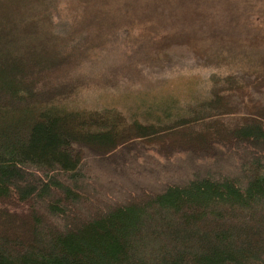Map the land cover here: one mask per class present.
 I'll return each mask as SVG.
<instances>
[{
    "label": "trees",
    "instance_id": "obj_1",
    "mask_svg": "<svg viewBox=\"0 0 264 264\" xmlns=\"http://www.w3.org/2000/svg\"><path fill=\"white\" fill-rule=\"evenodd\" d=\"M63 1L0 0V264H264V26L231 32L200 20L213 17L205 0ZM116 12L123 36L140 35L133 24L150 16L190 26L192 13L201 23L192 33L136 37L155 70L191 59L234 68L213 72L201 99L159 103L155 120L65 107L75 90L70 64L102 44ZM132 143L210 159L222 147L247 159L236 173H194L123 199L81 187L85 152L112 156Z\"/></svg>",
    "mask_w": 264,
    "mask_h": 264
},
{
    "label": "rangeland",
    "instance_id": "obj_2",
    "mask_svg": "<svg viewBox=\"0 0 264 264\" xmlns=\"http://www.w3.org/2000/svg\"><path fill=\"white\" fill-rule=\"evenodd\" d=\"M92 1V3H115L114 0ZM148 1L166 3L164 0H145L146 3ZM181 1L183 0H173L174 3ZM205 1L208 3H203L204 8L214 7L213 17L199 16L200 20L226 27L231 32L239 28L245 32V27L248 25L264 26V18L259 13L262 12L264 3H260L259 0H255L256 3H242L243 0H225L223 3ZM62 3L72 2L64 0ZM114 18H117L113 19L116 26L113 31L101 37L102 44L86 49L85 55L78 57L76 67L70 64L69 74L66 77L75 80V90L73 89L72 95L64 101L65 107L69 109L116 107L129 119L144 120L143 116L146 115V120H155L157 119L155 113H162L160 111L162 104L159 103L172 102L183 107L201 99L206 96L210 86L208 78L213 72L223 74L234 68L195 66L191 59L185 65L175 61L172 68L155 70L149 67L150 60L144 62L145 58L142 54L144 51L139 47V43L141 39L149 37V31L162 36L167 33H178V30L188 31L187 33H192V30L197 28L202 30L201 23H196L197 18L192 13L188 14V18H193L190 26H182L180 23H176L177 26L174 24L169 26L172 23L159 20L156 16L137 20L133 25L140 29L137 32V34L141 32L140 35L136 36L142 37L139 40L134 36V30L127 29L128 36H123L122 30L117 31L116 29L120 27L127 28V23L121 20L117 12ZM202 24L206 29L208 28L209 24L203 22ZM221 32L222 30L218 31L219 34ZM159 36L152 35L153 40L158 39ZM218 39L222 41L220 37ZM158 65L164 67L162 62ZM148 109H152L151 115L145 114ZM212 154L216 157L210 159L211 156L206 158L205 154L191 155L186 151L172 152L165 156L158 153L155 146L147 147L135 143L127 147L123 146L112 156L85 152L81 164L84 176L81 187L84 186L85 191L98 195L99 200L122 198L126 192L134 191V188L160 190L169 183L186 180L194 173L205 175L206 172L212 174L211 176H220L223 172L236 173L243 159H247L246 156L238 158L236 153L228 155L230 153L222 147H217ZM199 156L204 159L196 160L200 158Z\"/></svg>",
    "mask_w": 264,
    "mask_h": 264
},
{
    "label": "bare ground",
    "instance_id": "obj_3",
    "mask_svg": "<svg viewBox=\"0 0 264 264\" xmlns=\"http://www.w3.org/2000/svg\"><path fill=\"white\" fill-rule=\"evenodd\" d=\"M68 180V179H67ZM68 183V182H67ZM97 187V186H96Z\"/></svg>",
    "mask_w": 264,
    "mask_h": 264
}]
</instances>
